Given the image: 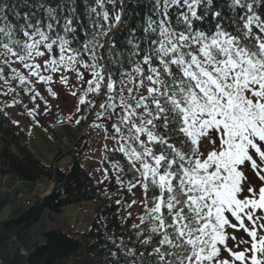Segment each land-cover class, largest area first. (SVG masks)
<instances>
[{
    "label": "snow or ice",
    "instance_id": "1",
    "mask_svg": "<svg viewBox=\"0 0 264 264\" xmlns=\"http://www.w3.org/2000/svg\"><path fill=\"white\" fill-rule=\"evenodd\" d=\"M95 5L85 23L77 0L0 2V95L35 120L38 86L63 85L68 120L115 141V183L142 199L115 201L138 222L108 264H264V0Z\"/></svg>",
    "mask_w": 264,
    "mask_h": 264
},
{
    "label": "trees",
    "instance_id": "2",
    "mask_svg": "<svg viewBox=\"0 0 264 264\" xmlns=\"http://www.w3.org/2000/svg\"><path fill=\"white\" fill-rule=\"evenodd\" d=\"M10 2H15V0H10ZM21 2L30 4L33 0H21ZM41 2L43 0H36L38 4ZM47 3L48 6L57 8L58 5L64 3V0H47ZM77 3L79 7L76 14L87 23L85 3L89 7H95V0H77ZM108 7L110 8L111 5ZM97 11H101V9L98 8ZM137 11L143 14L145 9L141 7ZM37 15H44V11L41 9ZM211 26L210 23L203 25L205 29ZM126 35V32L122 33L120 38L124 39ZM24 103L29 104L30 107L33 105L29 99H25ZM19 108L23 107L19 106ZM76 127L80 132L81 124ZM88 146V138L80 135L76 144L67 149L66 154L71 159L65 166L58 165L61 156L52 164L42 163L31 152L29 136L23 125L14 123L0 106V178L8 177L12 181L26 182L32 185L40 181L52 183L49 193L36 197L33 204L25 205L24 212L18 217L0 221L1 227L5 230L18 227L20 231L24 232L36 225L46 210L56 214L61 213L68 205H78L101 196V185L81 163V158L86 154ZM118 158V153L116 156L106 152L104 154L102 163L104 173L105 169H109V179L105 180L108 185L102 192L104 200L88 234L79 235L72 230L69 232H64L61 229L50 230L44 234L43 244L37 243L28 249L27 257L16 258L6 263L4 261L3 264H74L71 260L80 258L82 251H86L90 256L89 259L82 258L83 264H108L109 251L116 250L109 237H113L119 242L120 237L127 236L125 228L134 223L132 219L128 224H121V213L125 211V208L115 202L117 199L122 202H130L135 199L133 192L122 190L115 183L110 162ZM13 203H17V200L14 199Z\"/></svg>",
    "mask_w": 264,
    "mask_h": 264
},
{
    "label": "rangeland",
    "instance_id": "3",
    "mask_svg": "<svg viewBox=\"0 0 264 264\" xmlns=\"http://www.w3.org/2000/svg\"><path fill=\"white\" fill-rule=\"evenodd\" d=\"M42 95L48 100L49 111L45 114V105L39 98L35 101V104L39 105V115H36L35 120L27 114L25 108H19L20 105L15 107H6L12 100V96L0 95V106L4 109L13 121H18L24 127L26 134L29 136V145L31 152L45 164H52L55 160L61 156L58 161V165L65 166L70 161V156L66 154L67 148L76 144V140L80 137L74 122L68 120V116L75 113L76 98L68 94V90L60 85L59 88L63 92V95L58 96L56 99L51 98L44 91L43 87L38 86ZM91 98V97H90ZM98 101V100H97ZM29 108L31 107L27 104ZM57 105L59 107H57ZM91 130L94 131L97 136L98 146L95 150L87 149L86 154L81 158V163L86 170L92 174L101 185V196L95 200H89L78 205H68L61 213H53L46 210L43 213L40 221L31 228L26 229L24 232L20 231L18 227L5 230L0 225V256L4 261H9L11 257H19V248H24L26 251L32 248L35 244H43V236L50 230L61 229L64 232L73 231L76 234H88L92 229V224L95 220V216L98 214L99 209L104 200L102 192L107 187L105 181V173L103 170V158L105 154V144L109 150L117 147L115 141L104 139V132L102 129H95L91 126ZM66 141V143H64ZM69 143V144H68ZM208 150H211V146H208ZM4 177L0 178V221H4L8 218L18 217L24 212L23 202L13 203V198L10 192L3 190L6 187ZM9 179V178H8ZM7 179V181H8ZM10 183L12 182L11 179ZM47 182V181H46ZM51 184L47 182L44 186L37 185L42 190L33 191L32 185L28 183L22 184L21 188L26 192V196L29 194V202L33 204L36 199V194L46 195L51 191ZM27 185V186H26ZM33 191V192H32ZM29 192H32L29 193ZM135 194V200L142 199V192L139 188L132 190ZM134 217L141 211L139 207L133 205ZM134 222H138L133 219ZM231 231V230H229ZM19 236L20 245L18 250L13 249L12 242L9 236ZM8 248V249H6ZM80 258H73L71 261L74 264H83L82 258L89 259V254L86 251L81 252ZM17 255V256H16ZM3 260H0L4 263ZM2 263V264H3Z\"/></svg>",
    "mask_w": 264,
    "mask_h": 264
},
{
    "label": "built area",
    "instance_id": "4",
    "mask_svg": "<svg viewBox=\"0 0 264 264\" xmlns=\"http://www.w3.org/2000/svg\"><path fill=\"white\" fill-rule=\"evenodd\" d=\"M90 139H91V141H90L91 142V148L93 149L96 146V138L94 136H91ZM44 185H45V183L41 184V186H44ZM5 190H7V189H5ZM11 191H13V190H11ZM18 198H22V194H18ZM14 242H15V240H14ZM20 253L24 257H27V255H28V253L25 252L23 249H20ZM0 260H1V258H0ZM2 263L3 262L0 261V264H2Z\"/></svg>",
    "mask_w": 264,
    "mask_h": 264
},
{
    "label": "crops",
    "instance_id": "5",
    "mask_svg": "<svg viewBox=\"0 0 264 264\" xmlns=\"http://www.w3.org/2000/svg\"><path fill=\"white\" fill-rule=\"evenodd\" d=\"M4 178H5L4 181H5L6 184H10V185H12L13 182L10 183V180H9L10 178H9V179H8V177H4ZM7 179H8V181H7ZM26 186H27V185H26ZM20 188H21V186H20ZM21 189H22V188H21ZM25 191H27V190H25ZM18 242H19V241H18ZM19 245H20V242H19V244H18L17 247H16L17 250H18V246H19ZM11 246L13 247V245H11ZM16 248L13 247L14 250H16ZM6 249H8V248H6ZM18 254H19V253H18ZM16 256H17V255H16ZM18 256H19V255H18ZM16 258H21V257H20V256H19V257H11L10 260H9V261H5V263H6V262H10V261H12V260H14V259H16Z\"/></svg>",
    "mask_w": 264,
    "mask_h": 264
}]
</instances>
